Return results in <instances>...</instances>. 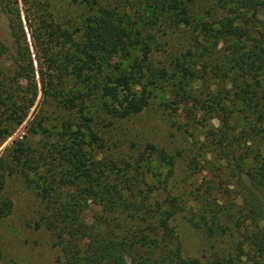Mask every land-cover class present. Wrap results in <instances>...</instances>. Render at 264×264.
<instances>
[{
    "label": "rangeland",
    "instance_id": "rangeland-1",
    "mask_svg": "<svg viewBox=\"0 0 264 264\" xmlns=\"http://www.w3.org/2000/svg\"><path fill=\"white\" fill-rule=\"evenodd\" d=\"M95 1L125 12L142 37H153L150 60L154 67L166 69L167 75L147 86L151 93L148 107L129 118H111L94 101L88 102V113L94 116L93 131L102 142L101 148L88 149L103 162L133 164L148 143L173 156L174 172L167 189L178 198L183 210L170 220L176 240L170 239L167 244L174 247L178 243L183 257L196 258L202 264L228 258L232 264H255L249 258L254 251L245 236L257 230L251 222L244 221L242 208L249 190L256 193L263 206L264 197L238 171L237 164L242 163L244 172L264 164V123L257 120V112L264 111V79L260 87L249 80L247 86L244 79H235L227 43L210 42L200 36L202 22L215 24L223 16L215 0H177L188 14L187 25L175 23L171 18L174 11L165 10L171 0ZM3 3L1 7L8 15L0 7V40L8 50L0 55V79L9 85L14 70L23 67L19 86L25 91L34 87L36 97L21 125L4 123L0 109L1 127L7 125L10 131L0 137V157L18 141H26L34 150L46 151L57 143L62 122L75 124L79 118L75 111L64 110L47 94L49 81L64 92L75 88V83L66 76L59 86L53 62L60 61L63 50L49 41L44 24L53 22L71 32L82 31L86 18L95 14L97 7L94 4L91 9L83 0ZM9 16L22 25L20 49L10 36ZM259 19L264 21V6ZM17 51L23 55V62H19ZM179 62L185 63L193 76L183 78ZM129 65L128 58L112 60V66L119 69L128 70ZM30 69L33 73L28 74ZM145 83L141 80L133 90L139 92ZM21 95L31 96L21 92L15 96L16 101ZM3 96L7 97L8 92H3ZM38 122H42L46 132L37 130L34 135L31 125L36 128ZM53 157L49 156V160ZM147 167L146 181L153 180L152 173L165 171L154 160ZM1 194L13 203L11 214L0 220L3 263L56 264L59 251L53 247L51 235L42 227L34 228L42 210L36 190L21 176L13 175L6 178ZM193 222L199 223L200 228ZM204 222L219 228L213 236L207 235ZM259 226L264 230L263 222Z\"/></svg>",
    "mask_w": 264,
    "mask_h": 264
},
{
    "label": "trees",
    "instance_id": "trees-1",
    "mask_svg": "<svg viewBox=\"0 0 264 264\" xmlns=\"http://www.w3.org/2000/svg\"><path fill=\"white\" fill-rule=\"evenodd\" d=\"M83 2L91 9L94 4L97 8L95 14L86 18L82 31L71 32L53 22L44 24L49 41L63 50L60 61L53 62L59 86L66 76L75 83V88L64 92L49 81L47 94L64 110L75 111L79 122H62L57 143L46 151L34 150L26 141H18L0 157V220L8 217L13 208L12 201L1 194L6 178L19 175L40 198L42 210L34 228L42 227L51 235L52 245L59 251L56 264H202L196 258L183 257L178 243L174 247L167 244L170 239L176 240L170 220L183 210L178 198L167 189L173 177L174 157L150 143L133 164L99 161L88 149L102 146L93 131L94 116L88 113V102L94 101L111 118L137 115L149 105L151 93L147 86L164 79L167 71L154 67L150 60L153 37H142L125 12L97 5L95 0ZM3 4L0 0V7ZM215 5L223 16L215 24L202 22L200 36L210 42L227 43L235 79H244L247 86L249 80L260 87L264 79V21L259 19V11L264 1L215 0ZM165 10L174 11L171 18L175 23L189 24L188 14L177 0H171ZM7 21L10 36L19 47L24 37L22 25L10 16ZM7 50L0 40V55ZM17 52L19 62H23V55ZM114 58L130 59L128 70L112 66ZM178 64L183 78L193 76L185 63ZM20 68L14 70L9 85L0 79L3 122L15 126L25 120L36 97L34 87L25 91L19 86L20 71L24 72ZM27 73H33V69ZM141 80L146 83L139 92L134 91V85ZM3 92H8V96L4 97ZM21 92L31 96L21 95L16 101L15 96ZM257 120L264 123V111L257 112ZM1 124L2 121L0 137L10 134L7 125ZM37 130L46 132L42 122L36 128L31 125L32 134L37 135ZM49 156L55 157L49 160ZM152 158L165 171L152 173L153 180L146 181ZM237 168L264 197V164L244 172L238 162ZM244 202V221L251 222L257 230L245 236L254 251L249 258L255 264H264V230L259 226L260 221L264 223V206L252 190ZM193 224L200 228L199 223ZM203 228L208 236L219 229L206 222ZM232 263L231 258L210 262ZM0 264H4L1 254Z\"/></svg>",
    "mask_w": 264,
    "mask_h": 264
}]
</instances>
